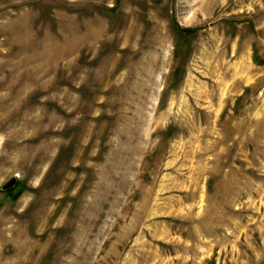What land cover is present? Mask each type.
Returning <instances> with one entry per match:
<instances>
[{
  "label": "rangeland",
  "instance_id": "obj_1",
  "mask_svg": "<svg viewBox=\"0 0 264 264\" xmlns=\"http://www.w3.org/2000/svg\"><path fill=\"white\" fill-rule=\"evenodd\" d=\"M0 264H264V0H0Z\"/></svg>",
  "mask_w": 264,
  "mask_h": 264
}]
</instances>
